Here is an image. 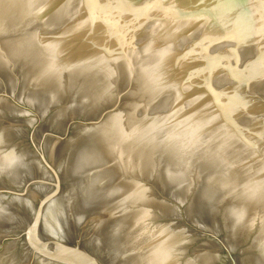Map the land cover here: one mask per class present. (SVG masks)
<instances>
[{"label": "water", "instance_id": "1", "mask_svg": "<svg viewBox=\"0 0 264 264\" xmlns=\"http://www.w3.org/2000/svg\"><path fill=\"white\" fill-rule=\"evenodd\" d=\"M0 264H264V0H0Z\"/></svg>", "mask_w": 264, "mask_h": 264}]
</instances>
